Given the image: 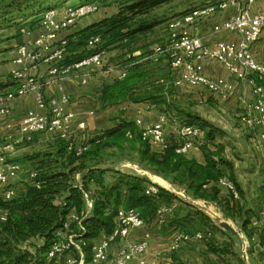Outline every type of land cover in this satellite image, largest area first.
Returning <instances> with one entry per match:
<instances>
[{
  "label": "trees",
  "instance_id": "trees-1",
  "mask_svg": "<svg viewBox=\"0 0 264 264\" xmlns=\"http://www.w3.org/2000/svg\"><path fill=\"white\" fill-rule=\"evenodd\" d=\"M85 1L99 4L103 0ZM172 1L174 0H122L118 10L112 15L67 36V56L63 63L66 66L73 65L93 53L102 52L106 64L101 69L105 71L108 66H113L116 70L117 65L111 64L106 52L124 50L127 59L123 62L121 71L126 69L127 76L123 79L119 75L115 76L113 83L104 87L102 104L125 99L140 102L152 98L158 99L154 100L156 103L168 104L162 96L159 99L158 94L155 96L154 93L142 90L147 81L144 78L149 75V70L143 68L144 61L149 60L154 51L150 48L152 43H139L141 37L153 29L156 23L140 20L139 17ZM49 2L53 0H41L37 5L26 8L16 6L15 2L7 5L0 10V31L6 28L11 31L15 26L11 23L10 16L13 14H19V17L26 20L32 18L25 27L34 30L45 10L61 7V4L50 5ZM2 16L7 18L1 19ZM15 33L14 37L23 34L20 27ZM96 35L101 37L102 46L98 49L88 48V40ZM138 51L141 53L135 55ZM159 91L160 89L156 92ZM184 114L187 118L179 119L182 123L197 125L204 132L205 140L200 144L202 162L177 153L175 139L167 150L154 149L150 143L141 139V132L135 121L122 119L116 126L87 139L85 144L89 147L79 155L68 149L69 143L66 140L50 136L52 143L49 150L28 159L33 163L32 170L37 172V176L30 178L23 187L6 185L0 191V264H67L66 256L48 257L56 240V232L64 229L66 223H70V227L84 240V263L91 264L94 244L108 237L115 229L117 212L121 207L136 209L146 220V228L151 230L153 226H157L158 207L162 203L181 200L176 193L161 186L157 195H148L146 188L152 181L135 174L121 173L114 182L106 184L105 169L87 166L89 157L97 154L105 144L118 147L123 142L138 144L142 159L165 179L171 178L184 186L194 198L218 202L225 210L239 211L240 201L228 189L220 186L221 180L228 179L235 184L240 198L244 193L237 179L234 163L224 157L221 147L217 148L215 144L218 128L196 114ZM128 131L132 132V139L127 138ZM79 172L82 174L81 186L76 180ZM92 185L97 186L95 191L91 190ZM8 186L15 188V195L9 199L4 196V190ZM85 194L92 200L91 209L87 207ZM72 213H76L81 220L82 230L79 229L78 221L70 220ZM240 215L243 216V212ZM249 223V219H245L244 228ZM212 252L220 253L215 247H212ZM228 253L230 257L224 264H245L242 255L232 251Z\"/></svg>",
  "mask_w": 264,
  "mask_h": 264
},
{
  "label": "built area",
  "instance_id": "built-area-1",
  "mask_svg": "<svg viewBox=\"0 0 264 264\" xmlns=\"http://www.w3.org/2000/svg\"><path fill=\"white\" fill-rule=\"evenodd\" d=\"M258 0H216L215 2L198 5L180 15L174 16L168 21V36L164 42L154 47L153 56H164L168 59L174 70H181V82L191 86L204 87L212 95H218L223 99H229L235 94V87L225 78L209 76L205 73L203 61L215 60L239 81H249L253 84L252 101L241 99L246 106L240 114L242 124L253 131L254 145L264 151V61H260L254 53V45L261 39L264 32V7L261 12L254 13L253 5ZM235 9L222 25L214 29V33L222 31L233 32L238 35L234 40H218L212 44L202 37L190 32V27L197 24L203 18L210 17L217 12ZM52 7L41 14L39 27L42 32L33 35L32 30L23 28V35L27 40L20 43L16 49L15 62L18 64L12 75L16 83L15 88L9 92L0 93V119L9 114L7 102L14 97H22L28 93H36L37 107L30 109L24 115L20 130L24 138L32 141L36 136L47 134L56 136L69 143L68 149L82 154L89 145L76 143L72 138L74 128L72 121L74 113L66 110V105L72 101V97L64 91L62 82L72 71H79L82 84H87L91 71L94 68H102L106 64L104 53L96 52L80 62L66 66L63 62L67 56V37L61 34L69 28L76 26L78 22L100 10L96 2L81 0L75 4L69 3L66 8ZM88 48L98 49L102 46L100 36H92L88 40ZM42 62L49 63V79L40 73H34ZM113 66H108L105 72H113ZM127 76V70L123 69L119 78ZM56 84L59 94L47 100L43 93L45 84ZM141 132V139L150 143L154 149L167 150L172 141L165 132L166 117L162 116L157 124L143 126L141 119H137ZM85 122L79 124V128H85ZM204 132L197 125L179 123L175 129L176 152L187 155L194 144L201 142ZM128 139L133 138L131 131L126 134ZM9 148V145L7 146ZM0 184L7 185L10 178L16 177L22 171V165L17 162H9L0 155ZM36 171H31L29 178H35ZM80 173L76 179H80ZM79 186H81V181ZM228 190L236 199L240 194L235 184L223 179ZM159 184L152 182L146 188L148 195H157ZM15 195V188L8 186L4 190V196L9 199ZM179 197L180 194H177ZM86 203L91 209L92 202L88 194H85ZM181 199V198H180ZM179 201L162 203L156 211V225H166L174 216ZM5 219V217H3ZM73 221H78L80 230L81 220L78 215L71 216ZM146 220L136 209L121 207L117 212V225L108 237L96 242L92 249L91 264H169L165 263L163 252L150 253L152 231L146 228ZM205 235L201 231L188 233L175 231L169 239L167 249L169 254L180 250L183 246L199 241ZM85 242L79 233L66 223L64 229L56 232V240L49 253V258L66 256L67 264H83ZM116 245L115 256H110V249Z\"/></svg>",
  "mask_w": 264,
  "mask_h": 264
},
{
  "label": "crops",
  "instance_id": "crops-1",
  "mask_svg": "<svg viewBox=\"0 0 264 264\" xmlns=\"http://www.w3.org/2000/svg\"><path fill=\"white\" fill-rule=\"evenodd\" d=\"M70 0L69 3L75 4L81 0ZM216 1V0H215ZM214 1V2H215ZM212 1L206 0L205 3H210ZM65 0H55L51 3L53 4H61L63 7L66 4ZM200 5V4H198ZM195 5V6H198ZM194 6V7H195ZM264 7V0H258L252 7V11L254 13L261 12ZM193 8V7H192ZM60 9V8H59ZM63 9V8H61ZM189 11V10H188ZM186 12V11H185ZM184 13V12H183ZM235 13V9H228L225 11H220L215 13L214 15L203 18L197 22L194 26L190 27V32L196 36L202 37L206 42L212 44L218 40H234L238 38V35L233 32L222 31L220 33H214V29L224 23V21L232 14ZM95 14V13H94ZM94 14H91L87 17L82 18L76 26L69 28L61 34V37H67L75 32L86 28L87 26L98 22L99 20L108 17L110 15H104L102 17L97 18ZM182 14V13H180ZM178 14V15H180ZM177 16V15H176ZM32 19H27L25 22L15 25L11 29V39L6 41V44L2 45V41L0 42V93L9 92L15 88L14 81L12 75L16 69H18V64L15 62L16 58V49L17 46L27 40V36L23 35L14 37L17 29L20 27L21 31L23 28H26L27 24ZM166 32L162 36L163 38L154 43L150 48L154 51V47L162 42L168 36L167 29ZM33 35L39 34L42 32V29L37 25V27L32 30ZM254 53L256 57L260 61H264V32L262 34L261 39L254 45ZM141 51L135 53L140 54ZM107 58H112L114 56H118V59L115 62H119L121 60H126L127 55L124 50L114 49L112 51L106 52ZM145 60L147 58H144ZM108 60V59H107ZM112 64V63H111ZM205 73L209 76L213 77H221L225 78L227 81L232 83L235 87V94L233 97L229 99H223L218 95H212L209 93L204 87L201 86H191L186 83L181 82V70L177 71L171 68L168 59L164 56H152L149 60L144 61L143 68L145 70H149V75L144 78L147 79L142 86V90H147L149 93H154L156 96L158 94L159 99L165 98L167 103H156L154 100L158 99H150L143 100L140 102H134L129 99L121 100L111 104H102V91L104 87L110 83H113V79L115 76L120 74L121 69H116L113 72L107 73L103 71L101 68H94L89 76V80L87 84H82V79L79 76L80 72L72 70L63 80L62 85L64 91L68 93L72 97V101L66 105V110L68 112H72L75 115V118L72 121V126L74 128L73 140L78 143H83L87 139H90L96 135L103 133L117 125L119 121L128 120V121H136L137 119H141L143 126L157 124L162 116L166 117V125L165 132L168 136L169 140L173 142L175 139V128L174 126L180 122V117L185 116V113L196 114L203 119H206L213 123L211 120L202 117L201 115L195 113V111H181L184 108L185 102L187 104H191V101L194 103H200L207 105H217L221 104L223 110L236 109L238 117L243 113L246 103L241 101V99H246L247 102L253 100V84L249 81H239L237 80L226 68L224 65L215 60L206 59L203 61ZM49 63L42 62L39 67L34 70V73H40L45 75L47 79H49L48 69ZM123 68V65H122ZM146 83V84H145ZM160 89L159 93L156 91ZM43 93L47 100L55 97L59 94V88L56 84H45L43 86ZM139 91V90H138ZM192 102V103H193ZM174 104V105H172ZM9 114L7 117H3L0 119V155H3L6 160L9 162H17L22 165V171H20L16 177L10 178L9 183L7 185H11L14 187H23L25 183L30 179L29 175L32 170V166L28 163H31L28 159V155L32 156L34 153L36 155L42 150V148L49 147L51 145L50 135L41 134L36 136L32 141H28L24 138L19 126L24 117V115L30 109H34L37 107L36 103V93L31 92L22 97H14L7 102ZM171 106H177L178 109L171 108ZM223 106V107H222ZM81 122H85L86 127L81 129L79 128V124ZM214 124V123H213ZM176 127V126H175ZM248 129V128H247ZM264 130V128H262ZM252 137L251 142L252 146L259 153L261 157L262 163L264 165V151L259 150L254 145V134L253 131L248 129ZM204 136V135H203ZM221 138H225V135H221ZM219 137V135H218ZM205 139H201L203 143ZM201 142H197L193 145L190 152L187 154L189 158H195L198 161H203V155L200 150ZM221 140H217V135L215 138V144L218 147H221L222 153L227 150V146H225ZM9 145V148L7 147ZM216 148V147H215ZM27 157V158H26ZM23 160V161H22ZM3 165H0V168ZM237 169V167H235ZM236 171V170H235ZM237 179L241 185L242 178L240 174H237ZM152 182L153 179H150ZM159 183V181L157 182ZM165 183V181H164ZM161 185V183H159ZM6 185L0 184V191ZM169 186V185H168ZM220 186L224 189H228L225 184H221ZM243 185H241L242 187ZM171 187V186H170ZM182 187V186H181ZM183 188V187H182ZM168 189H170L168 187ZM244 190H246L243 186ZM243 190V191H244ZM258 193L255 195H251L252 198L248 197L247 193L243 196L241 200V204L248 202L247 204L251 206L260 207L264 206V184L261 183L258 185ZM172 191V190H171ZM183 191H187L185 188ZM173 192V191H172ZM179 194L177 192H174ZM181 194V193H180ZM181 198V197H180ZM182 199V198H181ZM200 199V198H199ZM92 202V200H90ZM93 205V203H92ZM91 205V208H92ZM87 207L90 209L89 205ZM257 209V210H258ZM258 213V212H256ZM250 213L248 216L250 217V223L246 228L242 223V227L239 229L238 235L243 239V241H248L249 244L253 245L254 250L250 249L252 252L251 256H255V251L261 252L264 254V244H262V240L264 238V210H261L258 215ZM76 213H72L71 216ZM176 216V214H175ZM174 217V216H173ZM246 217V216H245ZM237 219V218H235ZM246 239V240H245ZM153 247H151L152 249ZM154 249V248H153ZM159 250V248H157ZM167 246L165 249L166 250ZM254 251V252H253ZM116 254V245H113L110 249V256H115ZM253 258V264H264V258L262 260H255ZM135 264V263H133Z\"/></svg>",
  "mask_w": 264,
  "mask_h": 264
},
{
  "label": "rangeland",
  "instance_id": "rangeland-1",
  "mask_svg": "<svg viewBox=\"0 0 264 264\" xmlns=\"http://www.w3.org/2000/svg\"><path fill=\"white\" fill-rule=\"evenodd\" d=\"M40 1L41 0H0V10H3L7 5H11L13 2H15V5L18 7L24 6L26 8L29 5H37ZM65 1L66 3L70 2V0ZM74 1L75 0L72 2ZM121 1L122 0L100 1V10L94 15L97 16V18L104 15H112L118 10L119 3ZM205 1L206 0H174L153 9L147 15L139 17L140 20L142 19L148 22L154 21L156 23V26L153 29L141 37L139 45H143L144 43H152L153 45L154 43L159 42L166 32L165 30L167 29L168 21L170 19L180 13L190 10L195 5L206 4ZM210 1L214 2L215 0ZM51 3L52 2H49L50 5ZM66 6L67 4L63 7H58L63 8L60 12L63 11ZM13 15L10 16L12 18V25H19L26 21L25 18L19 17V14ZM5 18L7 17L2 16L1 19ZM10 35L11 31L9 28L0 31V41H2V45H5L6 41L11 39ZM116 59H118V56L110 58V62L117 65L116 69H121L125 60L115 62ZM192 102L193 101H191V104H187V102H185V104H183L184 108L181 111H195V113L211 120L214 123L216 128H218L216 134L217 140L219 139L223 141L222 143L227 146V150L224 154H222L224 157L231 160L235 167H237L235 170L242 178L241 185H243L246 189H243L244 193L241 198L243 199V196L246 193L248 197L252 198L251 195L258 193V185L261 183L264 184V165L259 153L252 146L250 139L252 137L251 132L242 124L240 117L236 114V109L223 110L221 107H218L221 106V104H218V106H205L203 103L200 104ZM171 108H175L178 109L177 111H180L177 106H171ZM180 119L184 120L183 117ZM181 120H179L180 122H178L175 126L179 123L183 124ZM175 126L174 128L176 129ZM221 135H225V138H221ZM48 150L49 147H45L42 148L39 153ZM34 155L36 154L34 153L33 156ZM33 156L28 155L27 157L30 158ZM28 164L33 167V163ZM87 166L105 169V183L108 185L114 182L121 173H130L153 179L157 182L159 181L162 186L167 188L169 187L173 192H177L179 194L181 193L180 196L182 199L179 201L178 208L174 213L176 216L174 215V218L172 216L166 225L161 227L153 226V228H151L152 240L149 252L153 254L159 251L163 252L165 255L164 257L168 259L165 263L224 264L226 259L230 257L228 251L242 255L245 264H253V258L251 257H254L255 260H262L264 258V254L257 252V249L255 251V256H251L252 252H250V249L254 250L253 245H251V243L249 244L248 241L244 242L238 235V232H234L235 230L239 231L245 219H249V221H251V215L250 217L248 216L250 213L255 214L258 212L256 213V215H258L261 210H264V206L258 209L257 206L253 205L254 208H252L247 204V201L242 205V199L239 198V209H241L239 211H231L230 209L225 210V207L218 202L194 198L192 194L187 191H183L185 188L184 186L174 182L171 178L165 179L162 175L158 174L155 168L142 159L140 146L130 142H123L119 145V147L112 144H105V146L102 147L97 154H93L89 157L87 160ZM80 175L81 177L80 179H76L77 181H81L82 174L80 173ZM164 181L169 182L171 187L164 183ZM95 189H97V186L92 185L91 190L95 191ZM241 212H243V216L240 215ZM177 230L188 233L201 231L206 238L189 243L173 254H169L163 249H165L168 245L171 235ZM151 247L154 249H151ZM212 247L219 249L220 253L218 254L212 252ZM157 248H159V250Z\"/></svg>",
  "mask_w": 264,
  "mask_h": 264
},
{
  "label": "water",
  "instance_id": "water-1",
  "mask_svg": "<svg viewBox=\"0 0 264 264\" xmlns=\"http://www.w3.org/2000/svg\"><path fill=\"white\" fill-rule=\"evenodd\" d=\"M160 185V184H159ZM161 187H163V188H165V189H168L167 187H165V186H162V185H160ZM168 190H170V189H168ZM171 191V190H170Z\"/></svg>",
  "mask_w": 264,
  "mask_h": 264
},
{
  "label": "bare ground",
  "instance_id": "bare-ground-1",
  "mask_svg": "<svg viewBox=\"0 0 264 264\" xmlns=\"http://www.w3.org/2000/svg\"><path fill=\"white\" fill-rule=\"evenodd\" d=\"M157 183V182H156ZM165 183L167 184V185H169L170 186V183L169 182H167V181H165ZM159 184V183H158Z\"/></svg>",
  "mask_w": 264,
  "mask_h": 264
}]
</instances>
